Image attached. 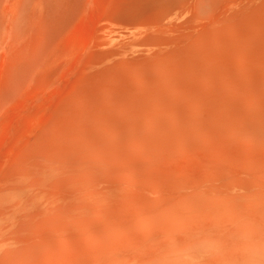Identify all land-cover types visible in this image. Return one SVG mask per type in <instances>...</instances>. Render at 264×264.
Masks as SVG:
<instances>
[{"label":"bare ground","instance_id":"obj_1","mask_svg":"<svg viewBox=\"0 0 264 264\" xmlns=\"http://www.w3.org/2000/svg\"><path fill=\"white\" fill-rule=\"evenodd\" d=\"M210 151L264 160V0H0V264L163 261Z\"/></svg>","mask_w":264,"mask_h":264},{"label":"rangeland","instance_id":"obj_2","mask_svg":"<svg viewBox=\"0 0 264 264\" xmlns=\"http://www.w3.org/2000/svg\"><path fill=\"white\" fill-rule=\"evenodd\" d=\"M196 162L189 159L188 166L182 167L184 180L197 164L220 163L229 169L226 174L218 170L220 173L213 181L208 180L206 185L196 188L197 198L206 203L197 207L180 206L169 213L172 216L168 215L165 223L174 228L175 241L166 249L172 251L165 252L164 260L157 264H264V160L251 155L238 158L210 151L199 155ZM138 189L132 187L134 195L142 194ZM144 193L149 199L156 197L150 191ZM207 243L205 249L200 250L198 246Z\"/></svg>","mask_w":264,"mask_h":264}]
</instances>
